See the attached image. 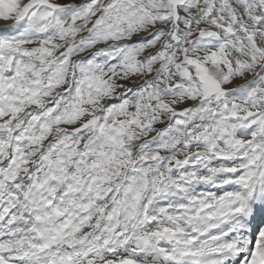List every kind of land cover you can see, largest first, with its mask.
I'll list each match as a JSON object with an SVG mask.
<instances>
[{
  "label": "snow or ice",
  "instance_id": "obj_1",
  "mask_svg": "<svg viewBox=\"0 0 264 264\" xmlns=\"http://www.w3.org/2000/svg\"><path fill=\"white\" fill-rule=\"evenodd\" d=\"M262 37L264 0H0V264H264Z\"/></svg>",
  "mask_w": 264,
  "mask_h": 264
},
{
  "label": "clouds",
  "instance_id": "obj_2",
  "mask_svg": "<svg viewBox=\"0 0 264 264\" xmlns=\"http://www.w3.org/2000/svg\"><path fill=\"white\" fill-rule=\"evenodd\" d=\"M82 33L81 35H83ZM261 43H264V37L261 38ZM147 52V48H145L144 52L140 54V57L138 58L141 62V68H147L148 65H145L143 63V58L145 56V53ZM229 55H232V53H229ZM163 66V65H161ZM151 67L153 69H156V64H152ZM226 72V69H219L217 71L218 75H223ZM149 74L147 72H138V73H131L127 72L123 67H117L115 69L114 77H110L112 79V82L114 84L115 92H114V97L119 98L121 93L119 92V89L121 87H124L126 91H129L130 89H127L126 85L120 84V80L127 79L131 81L132 83H137L139 79H146ZM178 82V78L175 77V74L173 75H168L165 73V75L158 80V82L154 85L155 87L161 88V99L158 101L159 104H168L172 106H183L187 102V98L180 94L175 92L176 88V83ZM169 91L174 92V95H168ZM108 98H105L102 100L99 104L95 106V109L99 112L102 111L104 108V104L106 103V100ZM157 118H161V113L157 112L156 113ZM120 119H128L127 116H121ZM168 120H171V115L168 114L162 119V123H166ZM136 133V140L132 144V148L134 151L139 150L140 146L143 145H150L152 141L157 139V136L159 135V132L157 129H153V132L155 134L145 132L143 129L136 128L134 129ZM151 152V148L148 149V152L145 154H148ZM140 157H137V160H139Z\"/></svg>",
  "mask_w": 264,
  "mask_h": 264
}]
</instances>
